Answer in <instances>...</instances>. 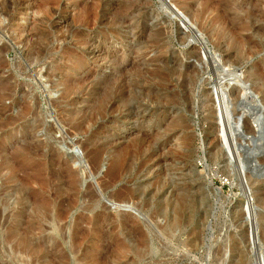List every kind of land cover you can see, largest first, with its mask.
Instances as JSON below:
<instances>
[{"label": "rangeland", "instance_id": "obj_1", "mask_svg": "<svg viewBox=\"0 0 264 264\" xmlns=\"http://www.w3.org/2000/svg\"><path fill=\"white\" fill-rule=\"evenodd\" d=\"M225 80L263 108L264 0H0V264L264 262V112L233 158Z\"/></svg>", "mask_w": 264, "mask_h": 264}, {"label": "bare ground", "instance_id": "obj_2", "mask_svg": "<svg viewBox=\"0 0 264 264\" xmlns=\"http://www.w3.org/2000/svg\"><path fill=\"white\" fill-rule=\"evenodd\" d=\"M223 70L230 72L229 74L234 76L235 79L241 80L242 76L238 70H232L231 71L230 69L225 68V67H223ZM229 78L230 77H227V79H229ZM225 82H227V81L225 80L224 82L223 81L220 82V86L216 89L217 90V97H218V101H219V105H220V118H221V123H222L221 124V126H222L221 130L223 132V144L228 148V150H229L230 154L233 156V158L234 157H241L242 153H241V150L239 149V147H241L242 145L239 142H240V139L245 134L244 129L239 131V129L242 128V123H241L242 118L244 115H249L256 122L260 117L259 114L264 112V105H263V108L261 107V109H260V106H258V103L252 104L250 110H249V108L248 109L242 108L243 109L242 114L240 116L236 115L234 112V105L232 103V99H234V98L230 99V94H232V93H229V91L227 90L228 88L226 89L225 86L223 85ZM230 84H235V83L231 82ZM241 88L244 90L243 96H245L246 98L250 97L251 101L255 100L254 99L255 95L253 94L252 91L249 90L250 88L246 84H244L243 82H242ZM241 96H242V94H241ZM236 100H237V102L236 101L235 102L239 103L242 101V98L240 96H238ZM261 106H262V104H261ZM252 110H255L256 112L250 113ZM235 160H236V158H235ZM238 162H239V160H238ZM240 162H241V160H240Z\"/></svg>", "mask_w": 264, "mask_h": 264}, {"label": "built area", "instance_id": "obj_3", "mask_svg": "<svg viewBox=\"0 0 264 264\" xmlns=\"http://www.w3.org/2000/svg\"><path fill=\"white\" fill-rule=\"evenodd\" d=\"M261 264H264L263 260H261Z\"/></svg>", "mask_w": 264, "mask_h": 264}]
</instances>
